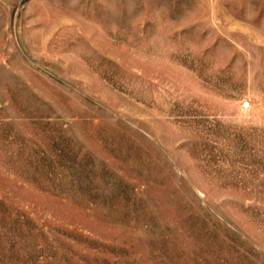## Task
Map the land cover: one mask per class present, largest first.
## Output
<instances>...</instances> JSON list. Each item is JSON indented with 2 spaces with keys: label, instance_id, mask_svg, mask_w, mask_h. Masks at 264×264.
Segmentation results:
<instances>
[{
  "label": "rangeland",
  "instance_id": "rangeland-1",
  "mask_svg": "<svg viewBox=\"0 0 264 264\" xmlns=\"http://www.w3.org/2000/svg\"><path fill=\"white\" fill-rule=\"evenodd\" d=\"M0 264H264V0H0Z\"/></svg>",
  "mask_w": 264,
  "mask_h": 264
}]
</instances>
